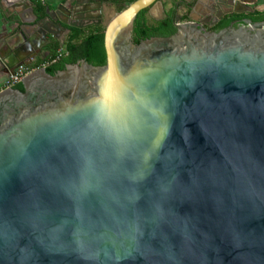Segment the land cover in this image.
Returning <instances> with one entry per match:
<instances>
[{"label":"water","instance_id":"1","mask_svg":"<svg viewBox=\"0 0 264 264\" xmlns=\"http://www.w3.org/2000/svg\"><path fill=\"white\" fill-rule=\"evenodd\" d=\"M156 2L102 23L104 64L0 89V264H264V20L135 44ZM101 7H34L14 63Z\"/></svg>","mask_w":264,"mask_h":264},{"label":"crops","instance_id":"2","mask_svg":"<svg viewBox=\"0 0 264 264\" xmlns=\"http://www.w3.org/2000/svg\"><path fill=\"white\" fill-rule=\"evenodd\" d=\"M97 1L102 3V9L106 12L110 4L101 0H0V89H2L3 82L10 72L8 65L11 66L16 63V60L24 58V54L21 53L18 56L13 55L9 46H13L15 41L23 44L24 41L18 31L20 28L32 29L30 25H34V22L38 19L33 15L34 7L43 9L48 6L50 9H54L58 5L66 7L84 6L94 4ZM240 1H246L251 7H257L258 11H264V0ZM234 8H238V10L245 9V7L236 5L229 0H158L148 10L147 18L150 23H155L167 17H175L179 21H197L203 27L211 29L212 26L225 18L249 14V12L242 14L229 13V10ZM105 14L104 22L108 20L105 19ZM38 25L45 26L42 22ZM58 35L59 39H56L55 44L58 48H64L63 43L67 34L62 31ZM11 36L15 37L14 40H9ZM57 49L48 46L42 47L33 56L32 61L39 63L47 56L54 54Z\"/></svg>","mask_w":264,"mask_h":264},{"label":"trees","instance_id":"3","mask_svg":"<svg viewBox=\"0 0 264 264\" xmlns=\"http://www.w3.org/2000/svg\"><path fill=\"white\" fill-rule=\"evenodd\" d=\"M112 4L116 7L117 11L123 9L128 3L134 0H101ZM148 8L141 10L135 20L132 30V40L135 44L141 40L152 36H168L172 34L175 29L172 25L171 18L167 17L155 23H150L147 18ZM235 18H249L253 22L264 20V11H254L253 13L246 14V16H231L225 18L212 26L211 30H218L227 26ZM103 29L102 25L95 27L87 32L81 29L72 28L68 34L63 47L65 53L60 56L59 60L47 66L45 69L47 73L54 74L58 70L65 67L66 64L75 63L78 60H85L92 65H102L105 62V53L103 49ZM48 47L57 49V44L49 45ZM14 88L22 91L21 83H17Z\"/></svg>","mask_w":264,"mask_h":264},{"label":"built area","instance_id":"4","mask_svg":"<svg viewBox=\"0 0 264 264\" xmlns=\"http://www.w3.org/2000/svg\"><path fill=\"white\" fill-rule=\"evenodd\" d=\"M64 53H65L64 48L60 47L55 51L54 54L47 56L39 63H34L31 59L29 63L17 64L8 73L5 81L3 82L2 88L14 86L19 81H21L26 75H28L37 68L40 67L46 68L47 66H50L51 64L58 61L60 56L63 55Z\"/></svg>","mask_w":264,"mask_h":264},{"label":"flooded vegetation","instance_id":"5","mask_svg":"<svg viewBox=\"0 0 264 264\" xmlns=\"http://www.w3.org/2000/svg\"><path fill=\"white\" fill-rule=\"evenodd\" d=\"M101 13H102V18H101V23L97 24L95 23L96 22V18H87V19H83V20H80V21H75L78 25H84V24H87L81 28L77 27V26H68L70 28V31L72 28H77V29H81L83 30L84 32H87L91 29H94L95 27L99 26V25H102V23L104 22V10L102 9L101 7ZM236 20H240V19H236ZM74 20H71V22H73ZM160 21V20H159ZM70 33V32H69ZM68 34L65 36V40L67 38ZM64 40V41H65ZM65 50V49H64ZM79 61V60H78Z\"/></svg>","mask_w":264,"mask_h":264},{"label":"rangeland","instance_id":"6","mask_svg":"<svg viewBox=\"0 0 264 264\" xmlns=\"http://www.w3.org/2000/svg\"><path fill=\"white\" fill-rule=\"evenodd\" d=\"M115 12H117V9L114 5L110 4L108 7V10H106L105 19H109ZM106 22V21H105Z\"/></svg>","mask_w":264,"mask_h":264}]
</instances>
